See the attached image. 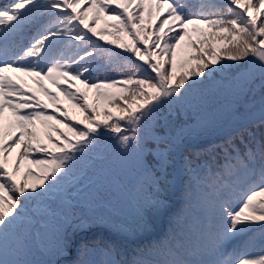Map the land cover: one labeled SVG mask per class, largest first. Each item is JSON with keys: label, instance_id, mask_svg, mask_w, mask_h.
<instances>
[{"label": "snow or ice", "instance_id": "obj_1", "mask_svg": "<svg viewBox=\"0 0 264 264\" xmlns=\"http://www.w3.org/2000/svg\"><path fill=\"white\" fill-rule=\"evenodd\" d=\"M0 264H264V0H0Z\"/></svg>", "mask_w": 264, "mask_h": 264}, {"label": "rangeland", "instance_id": "obj_2", "mask_svg": "<svg viewBox=\"0 0 264 264\" xmlns=\"http://www.w3.org/2000/svg\"><path fill=\"white\" fill-rule=\"evenodd\" d=\"M114 23L113 20H111L109 17L105 16L104 14H101V19L99 20V23L96 25V27L98 29H108L109 32H115V29L111 27V25ZM98 38V37H97ZM106 40H116L117 37L116 36H106L105 38ZM131 42V38L127 37L126 35L121 34V40L117 41V43H130ZM113 47H116V45H113ZM25 80H27L28 84L31 86V88H35V85L33 84L32 78L30 77H23ZM49 87L52 89V91H57V89H55L50 83H49ZM38 90V87H37ZM105 104V103H104ZM100 103V107H102V105L105 107V105ZM68 108L70 110L69 114L70 115H75L78 119L82 117V113L79 112L78 109H76L73 105H71L70 103L67 104ZM7 116L9 115V113L6 114ZM7 116H6V123H7Z\"/></svg>", "mask_w": 264, "mask_h": 264}, {"label": "trees", "instance_id": "obj_3", "mask_svg": "<svg viewBox=\"0 0 264 264\" xmlns=\"http://www.w3.org/2000/svg\"><path fill=\"white\" fill-rule=\"evenodd\" d=\"M67 100V99H66ZM68 101V100H67ZM68 103H70L71 105H72V103L70 102V101H68ZM100 103H102V104H104V101H101ZM105 105V104H104ZM102 107H104L103 105H102Z\"/></svg>", "mask_w": 264, "mask_h": 264}]
</instances>
